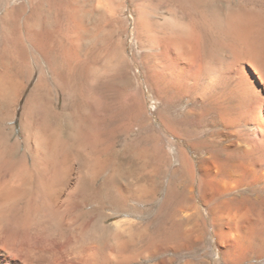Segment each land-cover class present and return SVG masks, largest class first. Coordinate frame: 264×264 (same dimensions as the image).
Here are the masks:
<instances>
[{"label": "bare ground", "instance_id": "obj_1", "mask_svg": "<svg viewBox=\"0 0 264 264\" xmlns=\"http://www.w3.org/2000/svg\"><path fill=\"white\" fill-rule=\"evenodd\" d=\"M207 3L165 0L198 17L189 23L177 9L169 10L162 35H150L147 82L165 135L150 142L151 151L166 154L173 178L146 221L126 217L110 225L75 217L82 208L78 201L96 198L86 184L98 180L105 162L93 160L80 171L74 151L85 152L86 140L92 147L103 145L140 116L134 99L104 102L87 137L86 107L76 114L73 133L50 129L42 115L48 104L45 109L40 99L54 94L49 107L57 114L62 105L69 107L62 98L80 96L86 55L78 43L84 35H29L46 66L56 64L50 82L58 87L54 91L40 73L16 138L11 124L33 73L23 52L15 71L0 68V264H171L173 258L163 254L179 256L209 237L220 247L218 259L211 261L206 252L179 264H264V10L241 6L211 15L199 8ZM61 8L69 26L76 23L73 10ZM18 44L15 38L13 47ZM149 149L141 150V160L150 161ZM137 194L144 201L151 191L143 185Z\"/></svg>", "mask_w": 264, "mask_h": 264}, {"label": "rangeland", "instance_id": "obj_2", "mask_svg": "<svg viewBox=\"0 0 264 264\" xmlns=\"http://www.w3.org/2000/svg\"><path fill=\"white\" fill-rule=\"evenodd\" d=\"M241 6L246 9L262 6L264 10V0H208L206 6L199 8H202L200 10L205 8L211 14L213 11L230 13L239 10ZM60 7H69L73 10L77 18L76 23L69 26L70 22L65 20L63 8L60 10ZM172 9H177L178 15L189 23L198 17L197 14L184 15L180 6L165 4V0H0V68L6 66L15 71L17 54L23 52L27 58V68L33 73L32 79L26 81L27 87L18 107L16 121L11 124L17 127L15 138L21 132L22 112L42 77L40 73H43L44 80L54 91L58 87V82L55 80L57 84L51 83L50 79L51 68L56 64L52 63L50 69L46 66L42 55L31 46L29 35H39L43 32L76 37L84 35V39L78 43L81 53L86 55V81L81 82L83 85H80V96L77 97V93L73 92L72 95L62 98L64 101L62 103L64 104L66 100L68 104H66L69 106L68 110L62 105L59 113L55 114L49 107V104L53 106V91L48 100L43 98L41 91L36 93L38 95L35 100L39 101L42 95L40 99L43 102L42 106L46 109L48 104L47 113L42 111V115L44 114L50 129L61 132L60 135L63 133L67 135L70 131L73 133L77 126L76 114L86 107L87 137L97 124L94 114H101L104 102L114 104L134 99L137 108L139 107V119L127 122L115 137L105 140V143L98 147H92L86 140L85 152L74 151V159L80 171L87 170L93 160L105 162V171L98 180L86 184V190L92 188L96 198L78 201L82 206L75 215L78 221L94 220L102 223L106 220L110 225L126 217L138 222H141L142 218L146 221L151 209L157 207L169 183L171 184L173 177L169 158L166 154L162 155L164 153L157 155L151 151L156 138L162 140L165 135L158 129L160 120L156 111L159 102L150 92L147 81L149 61L153 53L150 35H162L160 24L163 16H170L169 10ZM15 38L20 40L18 48L12 45ZM87 111H90V116ZM67 116L69 117L66 118ZM150 118L154 120V127L150 125L152 124ZM157 135L158 137H155ZM147 146L153 155L150 156V161L148 158V162H145L140 159L139 154ZM162 159H165V163ZM106 182L107 189L104 186ZM143 185H147L151 191V195L144 201L137 194V190ZM119 188L123 191L122 195L118 193ZM202 210L206 214L204 206ZM140 212L143 214H139ZM110 215L113 216L109 217ZM138 232H141V229ZM206 252L211 261L220 257L221 250L215 238L209 237L199 248L182 252V256L179 255L181 258L174 256L172 252L163 255L173 258L171 264H179L182 259H200ZM257 262L260 264V261Z\"/></svg>", "mask_w": 264, "mask_h": 264}]
</instances>
